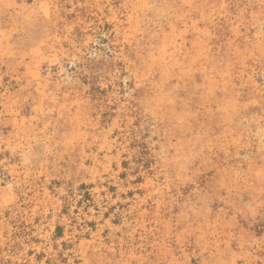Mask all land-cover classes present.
Masks as SVG:
<instances>
[{"label": "rangeland", "instance_id": "1", "mask_svg": "<svg viewBox=\"0 0 264 264\" xmlns=\"http://www.w3.org/2000/svg\"><path fill=\"white\" fill-rule=\"evenodd\" d=\"M0 264H264V0H0Z\"/></svg>", "mask_w": 264, "mask_h": 264}]
</instances>
